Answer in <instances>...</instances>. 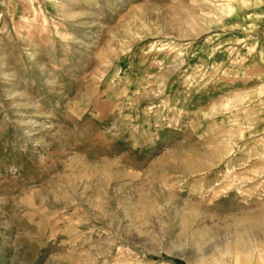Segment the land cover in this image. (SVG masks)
I'll return each mask as SVG.
<instances>
[{"label":"rangeland","instance_id":"1","mask_svg":"<svg viewBox=\"0 0 264 264\" xmlns=\"http://www.w3.org/2000/svg\"><path fill=\"white\" fill-rule=\"evenodd\" d=\"M0 264H264V0H0Z\"/></svg>","mask_w":264,"mask_h":264}]
</instances>
